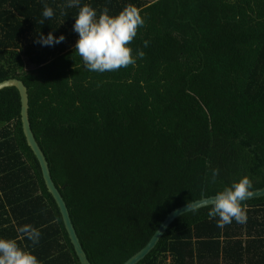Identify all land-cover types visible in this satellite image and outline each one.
<instances>
[{"label":"trees","instance_id":"16d2710c","mask_svg":"<svg viewBox=\"0 0 264 264\" xmlns=\"http://www.w3.org/2000/svg\"><path fill=\"white\" fill-rule=\"evenodd\" d=\"M44 2L55 15L41 24V0H0V80L27 87L32 132L91 264H122L181 204L244 176L264 186V28L250 23L264 0H80L98 15L131 4L145 21L129 45L144 58L104 73L71 47L79 9ZM50 32L64 41L37 42ZM19 112L17 89H0V238L40 264H80ZM243 204V225L218 228L211 204L180 214L136 264H264V195ZM25 224L38 244L20 238Z\"/></svg>","mask_w":264,"mask_h":264},{"label":"clouds","instance_id":"9594fccd","mask_svg":"<svg viewBox=\"0 0 264 264\" xmlns=\"http://www.w3.org/2000/svg\"><path fill=\"white\" fill-rule=\"evenodd\" d=\"M42 16L45 20L54 17L55 12L44 0ZM66 7H77L78 14L75 16L73 30L78 33L75 44V52L81 58L83 66L93 72L104 73L117 71L130 65H135L136 59H143L145 53L137 49L133 56L129 45L137 36L138 29L144 26L139 9L131 4L126 5L118 14L109 15V9L105 6L99 15L97 11L88 4L80 6V0H67ZM61 15H67L61 10ZM65 37H53L51 32L44 36L39 35L38 43L44 46H52L63 42ZM144 41V46L148 45ZM219 175V169H211V183L215 184ZM253 193V182L248 176L233 182L231 186L224 187L211 199V207L208 216L216 218L218 228L236 221L246 224L247 211L243 204ZM191 207L189 204L187 208ZM21 239L26 238L33 245L39 243L41 232L30 224L17 228ZM0 264H40L37 257L18 245L16 239L0 238Z\"/></svg>","mask_w":264,"mask_h":264},{"label":"water","instance_id":"95a60500","mask_svg":"<svg viewBox=\"0 0 264 264\" xmlns=\"http://www.w3.org/2000/svg\"><path fill=\"white\" fill-rule=\"evenodd\" d=\"M8 86H14L18 91L19 103H20V112H19L20 124L23 132V136L25 138V142L27 146L31 149L33 155L36 157L44 184L57 205L64 229L67 233L69 241L75 252V255L78 258L80 264H91L76 234L66 203L62 195L60 194L58 188L54 184V181L52 180L50 170L48 167V162L32 132L29 121V113H28L29 104H28L27 87L25 86L23 81L18 77H9L0 80V89ZM263 195H264V186L253 188V193L250 197H248V199ZM214 196L215 194L209 196H202L198 199L191 200L187 203L181 204L171 209L165 215V217L160 221L158 226L154 229L153 233L151 234L147 242L137 251H135L130 256H128L122 262V264H136L155 246L160 236L165 232L166 228L177 216L187 211L211 204V199ZM188 204L191 207L187 208Z\"/></svg>","mask_w":264,"mask_h":264},{"label":"crops","instance_id":"0c3cea01","mask_svg":"<svg viewBox=\"0 0 264 264\" xmlns=\"http://www.w3.org/2000/svg\"><path fill=\"white\" fill-rule=\"evenodd\" d=\"M229 1H231V0H229ZM252 19H253V23H254V21L263 22L264 23V17L263 16L254 15ZM250 23H251V19H250Z\"/></svg>","mask_w":264,"mask_h":264},{"label":"bare ground","instance_id":"6f19581e","mask_svg":"<svg viewBox=\"0 0 264 264\" xmlns=\"http://www.w3.org/2000/svg\"><path fill=\"white\" fill-rule=\"evenodd\" d=\"M245 4H246V9H247V11L250 13L251 12V10H250V8H249V5H248V3L247 2H245ZM254 24L255 25H261V24H264L263 22H257V21H254Z\"/></svg>","mask_w":264,"mask_h":264},{"label":"rangeland","instance_id":"374dc122","mask_svg":"<svg viewBox=\"0 0 264 264\" xmlns=\"http://www.w3.org/2000/svg\"><path fill=\"white\" fill-rule=\"evenodd\" d=\"M232 1H233V0H231L230 2H232ZM252 18H253V17H252ZM252 18H251V23L254 24ZM254 25H255V24H254ZM255 26H256V27H260V28H264V24H261V25H255ZM75 44H76V43H74L73 45H71V47L74 46ZM24 67H26L25 64H24Z\"/></svg>","mask_w":264,"mask_h":264}]
</instances>
